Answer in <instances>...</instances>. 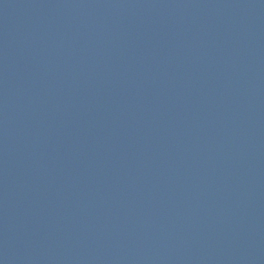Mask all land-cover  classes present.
<instances>
[{"label":"water","instance_id":"water-1","mask_svg":"<svg viewBox=\"0 0 264 264\" xmlns=\"http://www.w3.org/2000/svg\"><path fill=\"white\" fill-rule=\"evenodd\" d=\"M0 264H264V0H0Z\"/></svg>","mask_w":264,"mask_h":264}]
</instances>
